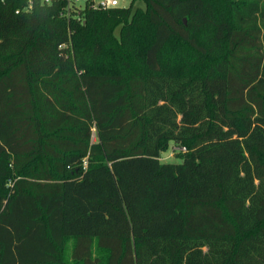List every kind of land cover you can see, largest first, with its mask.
I'll return each instance as SVG.
<instances>
[{"label":"trees","instance_id":"obj_1","mask_svg":"<svg viewBox=\"0 0 264 264\" xmlns=\"http://www.w3.org/2000/svg\"><path fill=\"white\" fill-rule=\"evenodd\" d=\"M136 1L0 0V264H264V0Z\"/></svg>","mask_w":264,"mask_h":264},{"label":"rangeland","instance_id":"obj_2","mask_svg":"<svg viewBox=\"0 0 264 264\" xmlns=\"http://www.w3.org/2000/svg\"><path fill=\"white\" fill-rule=\"evenodd\" d=\"M101 0H94V2H100ZM132 0H120L119 5L128 6L130 5ZM78 5L83 6L85 4V0H76ZM138 6H145V3L143 0H137L135 3V7ZM120 28H117L116 33L119 34ZM177 151H186V147H179L175 145V143L172 141L170 143V147L168 150L163 151L161 155V160L166 162H180L181 158L177 155Z\"/></svg>","mask_w":264,"mask_h":264},{"label":"built area","instance_id":"obj_3","mask_svg":"<svg viewBox=\"0 0 264 264\" xmlns=\"http://www.w3.org/2000/svg\"><path fill=\"white\" fill-rule=\"evenodd\" d=\"M46 1H51V0H46ZM119 4H120V0H101L98 3L97 2L93 3L95 7H103V8H107V7L115 6Z\"/></svg>","mask_w":264,"mask_h":264}]
</instances>
